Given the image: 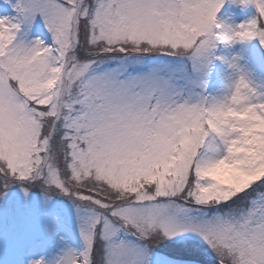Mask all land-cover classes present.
I'll use <instances>...</instances> for the list:
<instances>
[{
    "label": "snow or ice",
    "instance_id": "1",
    "mask_svg": "<svg viewBox=\"0 0 264 264\" xmlns=\"http://www.w3.org/2000/svg\"><path fill=\"white\" fill-rule=\"evenodd\" d=\"M4 2L0 199L64 198L79 241L27 264H264V77L218 54L264 50V0Z\"/></svg>",
    "mask_w": 264,
    "mask_h": 264
},
{
    "label": "rangeland",
    "instance_id": "2",
    "mask_svg": "<svg viewBox=\"0 0 264 264\" xmlns=\"http://www.w3.org/2000/svg\"><path fill=\"white\" fill-rule=\"evenodd\" d=\"M12 2L14 3L15 0ZM228 3H225L223 8ZM245 7L250 9L252 17L256 15L253 4ZM0 15H14L13 9L5 4L4 0H0ZM232 49L233 47H221L218 54L226 55L229 51L232 52V55L240 54L243 57L240 61L241 64L254 68L257 75L264 77V50L259 49L258 41H253L251 48L239 44L236 49ZM221 68L222 64L217 63L216 71L210 82V90L220 85L216 72L220 71ZM60 221L63 230L69 236V243L73 246L78 245L79 241L72 238L69 231L74 232L75 225L67 200L55 196L52 204L45 207L43 195L38 186L31 188L30 197L27 199L19 187L14 186L6 198L0 199V239L3 241L2 248H0V264H27L30 258L35 259L41 256L50 258L53 256L63 245L46 229L51 226L58 229L63 235ZM179 243V241L173 242V244ZM195 251L197 250L193 249V252ZM198 255L193 254V256L201 259H194L196 264H214V259L210 255L202 253Z\"/></svg>",
    "mask_w": 264,
    "mask_h": 264
},
{
    "label": "bare ground",
    "instance_id": "3",
    "mask_svg": "<svg viewBox=\"0 0 264 264\" xmlns=\"http://www.w3.org/2000/svg\"><path fill=\"white\" fill-rule=\"evenodd\" d=\"M252 18L250 9L246 8L244 5H241L239 3H231L229 2L226 7H224L219 13H218V20H222L226 23L238 25L240 23H243L247 21L248 19ZM253 41L249 42L245 46L247 48L252 47ZM237 45L239 43L231 46L233 49H236ZM232 49V50H233ZM225 56L231 57L232 52L229 51ZM225 65H222V68L220 71H217L216 73H223L225 70ZM60 227L63 231V235L68 236V234L63 230L62 222L60 221ZM70 240V239H69Z\"/></svg>",
    "mask_w": 264,
    "mask_h": 264
},
{
    "label": "trees",
    "instance_id": "4",
    "mask_svg": "<svg viewBox=\"0 0 264 264\" xmlns=\"http://www.w3.org/2000/svg\"><path fill=\"white\" fill-rule=\"evenodd\" d=\"M193 254H195V256L197 255V256H199L198 254H200V253H198V251H195V252H193ZM195 256H193V259H198V260H201V259H199V258H197V257H195Z\"/></svg>",
    "mask_w": 264,
    "mask_h": 264
}]
</instances>
